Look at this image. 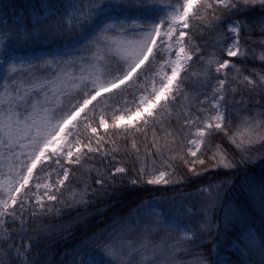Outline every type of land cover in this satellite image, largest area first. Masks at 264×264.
Listing matches in <instances>:
<instances>
[{
    "label": "snow or ice",
    "instance_id": "1",
    "mask_svg": "<svg viewBox=\"0 0 264 264\" xmlns=\"http://www.w3.org/2000/svg\"><path fill=\"white\" fill-rule=\"evenodd\" d=\"M40 7L30 30L0 35V264H40L33 244L78 226L72 264H184L205 243L216 255L197 252L195 264H228L216 238L240 210L224 208L221 223L223 183L183 186L264 159V0ZM12 36L48 43L17 57ZM145 185L180 186L179 202L144 201L138 218L100 220L87 235L90 206ZM240 239L239 256L264 264V236Z\"/></svg>",
    "mask_w": 264,
    "mask_h": 264
},
{
    "label": "trees",
    "instance_id": "2",
    "mask_svg": "<svg viewBox=\"0 0 264 264\" xmlns=\"http://www.w3.org/2000/svg\"><path fill=\"white\" fill-rule=\"evenodd\" d=\"M75 2V0H0V35H2L5 28L13 29L17 25L21 29H29L36 23L37 16H41L42 3H54L57 6L66 5V3ZM14 40L12 45L14 51H32L39 48L37 43L32 40H26L18 37H10ZM211 44V41H209ZM214 49L207 48L206 53L212 52ZM79 178V171L76 173ZM223 183L225 191L222 200V206H218L216 210V218L223 223L224 208L231 206L240 210V215L235 220L227 232L222 231L217 237L219 257L227 261L228 264H260L259 253H253L242 259L236 249L232 246L235 239L241 244V233L245 229L256 233L259 240L264 236V210H262V201H264V159H257L255 163L241 164L235 169L224 170L218 172H209L200 179H191L185 186L183 192H193L196 187L202 183ZM74 182H77L74 180ZM72 185H69L71 187ZM181 192L180 186H140L136 189L126 191L119 199L100 201L99 203L90 206L87 209L88 218V232L91 236L93 229L101 226L98 221H109L114 216H123L125 219L131 218L132 213L140 207L144 201L154 199H170L177 196ZM79 211L83 212V209ZM76 213L71 215L65 214L60 220H53L52 223L63 224L72 221ZM132 219V218H131ZM45 223L49 221L45 220ZM73 235L69 236L67 240L53 237L50 241H41L40 244H33L32 254L35 256L39 253H46L40 256V264H44L45 260L52 261V264H66L68 262L69 253L73 249L84 244L86 236L85 229L82 226L73 227L70 230ZM63 235V233H61ZM18 239V238H17ZM245 245L243 244V247ZM211 245L205 243L203 249H195L192 252L182 255L180 258L184 264H195V255L197 252L204 251L210 255H216V252H210ZM241 248V247H240ZM218 257V258H219Z\"/></svg>",
    "mask_w": 264,
    "mask_h": 264
},
{
    "label": "rangeland",
    "instance_id": "3",
    "mask_svg": "<svg viewBox=\"0 0 264 264\" xmlns=\"http://www.w3.org/2000/svg\"><path fill=\"white\" fill-rule=\"evenodd\" d=\"M69 4V2L66 3V5ZM41 14L43 15L44 14V11L41 10ZM41 15V16H42ZM26 40H24L21 44H24ZM7 42V41H6ZM48 42L45 41L43 43H37V46L40 48V47H44ZM39 48H35L34 50L32 51H26V52H21V51H14V54L17 56V57H27V56H31V55H34L36 53H38L39 51ZM14 50V49H13ZM150 201H155V202H162L163 203V209H157V211H163V210H170V205L171 203L173 202V198H170V199H154V200H150ZM179 202V197H177V203ZM138 209V208H137ZM136 209V210H137ZM134 211L131 215V218L132 219H136L138 218L137 217V211ZM246 241L241 239V244H239V246L241 248H244L243 247V244L245 245ZM219 259H221V257H219ZM72 260H73V256H72V252L69 253V258H68V262L66 264H72Z\"/></svg>",
    "mask_w": 264,
    "mask_h": 264
}]
</instances>
